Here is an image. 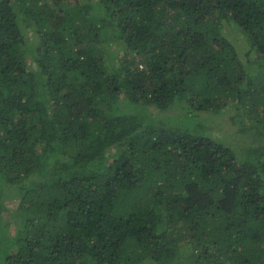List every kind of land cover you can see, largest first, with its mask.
<instances>
[{
	"label": "trees",
	"instance_id": "16d2710c",
	"mask_svg": "<svg viewBox=\"0 0 264 264\" xmlns=\"http://www.w3.org/2000/svg\"><path fill=\"white\" fill-rule=\"evenodd\" d=\"M0 264H264V0H0Z\"/></svg>",
	"mask_w": 264,
	"mask_h": 264
},
{
	"label": "rangeland",
	"instance_id": "374dc122",
	"mask_svg": "<svg viewBox=\"0 0 264 264\" xmlns=\"http://www.w3.org/2000/svg\"><path fill=\"white\" fill-rule=\"evenodd\" d=\"M32 37V34L29 35ZM32 39V38H31ZM241 51L244 53L245 49L241 48ZM241 53L242 58L245 60L247 57L244 56V54ZM170 112V115L175 116V115H183L184 114V109L181 105L178 104V106L173 110H167V111H154V114L159 115L161 114V117L166 119L165 116L168 115V112ZM208 115L207 113H203V116L206 117ZM205 123L209 124L210 127H207V129L212 132V134L215 137H218L221 140H224L225 142L227 141L228 143H234L236 141L243 142L245 138L249 136V131L245 130L244 134L240 132V128L242 127V124L240 120L238 119H231L225 115L217 116L212 120H206ZM251 136V134H250ZM252 139V137H249ZM18 196L17 190L14 187H9V189L6 192V199H5V204L7 205H15L17 202L15 200V197ZM12 211V210H11ZM11 229L13 230L14 225L11 224ZM184 248V247H182Z\"/></svg>",
	"mask_w": 264,
	"mask_h": 264
}]
</instances>
